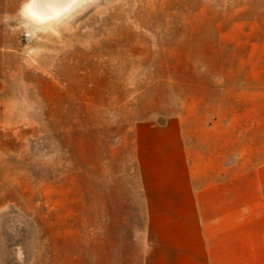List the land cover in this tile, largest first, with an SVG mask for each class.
I'll return each mask as SVG.
<instances>
[{
	"label": "rangeland",
	"instance_id": "374dc122",
	"mask_svg": "<svg viewBox=\"0 0 264 264\" xmlns=\"http://www.w3.org/2000/svg\"><path fill=\"white\" fill-rule=\"evenodd\" d=\"M26 2L0 0V264H142L132 128L264 153V0H86L47 30Z\"/></svg>",
	"mask_w": 264,
	"mask_h": 264
},
{
	"label": "crops",
	"instance_id": "0c3cea01",
	"mask_svg": "<svg viewBox=\"0 0 264 264\" xmlns=\"http://www.w3.org/2000/svg\"><path fill=\"white\" fill-rule=\"evenodd\" d=\"M219 149L190 154L176 118L134 124L142 264H264V153Z\"/></svg>",
	"mask_w": 264,
	"mask_h": 264
},
{
	"label": "bare ground",
	"instance_id": "6f19581e",
	"mask_svg": "<svg viewBox=\"0 0 264 264\" xmlns=\"http://www.w3.org/2000/svg\"><path fill=\"white\" fill-rule=\"evenodd\" d=\"M86 0H27L22 9L25 21L34 30L54 27L64 15L67 16ZM47 19V20H46ZM65 19V18H64ZM43 20V21H42ZM45 20V21H44ZM54 29V28H53Z\"/></svg>",
	"mask_w": 264,
	"mask_h": 264
},
{
	"label": "water",
	"instance_id": "95a60500",
	"mask_svg": "<svg viewBox=\"0 0 264 264\" xmlns=\"http://www.w3.org/2000/svg\"><path fill=\"white\" fill-rule=\"evenodd\" d=\"M39 0H37V2H38ZM43 1H45V0H40V3H38V4H41V3H43ZM78 1H80V0H78ZM47 20V19H46ZM43 21V20H42ZM45 21V20H44Z\"/></svg>",
	"mask_w": 264,
	"mask_h": 264
}]
</instances>
